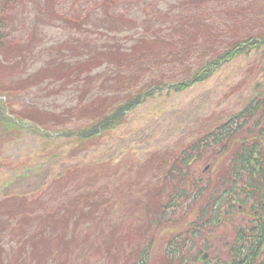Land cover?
<instances>
[{
  "label": "rangeland",
  "instance_id": "obj_1",
  "mask_svg": "<svg viewBox=\"0 0 264 264\" xmlns=\"http://www.w3.org/2000/svg\"><path fill=\"white\" fill-rule=\"evenodd\" d=\"M182 1L0 0V108L11 119L0 124V264H246L241 248L264 241V41L203 80L143 97L95 135L74 133L143 84L121 94L105 59L76 65L165 28L158 10ZM223 10L206 9L226 20L222 45L263 38L264 22ZM194 55L160 79H190ZM24 115L40 123L17 122Z\"/></svg>",
  "mask_w": 264,
  "mask_h": 264
},
{
  "label": "trees",
  "instance_id": "obj_2",
  "mask_svg": "<svg viewBox=\"0 0 264 264\" xmlns=\"http://www.w3.org/2000/svg\"><path fill=\"white\" fill-rule=\"evenodd\" d=\"M239 2L240 1L230 0H184L182 3L186 8L185 10L182 9L175 12H173L172 9L166 11L158 10V14L155 15V18H157L159 14L165 16V20H159L164 22L165 28H162L161 30L157 29L149 33L147 30L150 26L148 25L150 23V18H145L143 25L146 27L147 34L140 35L138 37L139 39H136V43L133 46L126 44L107 46V48H103L104 50L96 51L79 62L76 65L79 69L81 67H87V65L92 62V58L97 61H102L100 60V58H102L105 59L106 62H109L113 75L112 79L119 84L117 86V92H122L121 94H124L123 91L127 89V82L131 85L135 84L136 86L139 83L143 84L137 88L135 93L127 95L125 101L115 106L113 110L103 115L101 119L99 118L96 122L92 123V126L85 130L79 129V131L74 133L79 137L95 135L99 133L102 128L118 123L123 118L124 112L135 107L140 101H142L143 97L151 96L156 90H161L167 86L172 88H182L185 85L196 82L197 80H203L211 75L214 69L231 59L238 52L246 48H251L253 44L256 45L257 43L264 41V36L263 38L260 36L259 38L255 36L240 39L236 38L226 42L228 45L225 47V45H222L225 40H218L220 36L222 37V34L224 35V30L228 32L225 24L226 20L224 19L223 22L219 23L215 20L211 21V18L206 11V9L210 7L211 9L213 7L224 9L223 11L226 17H229L231 13L236 14V12L243 10L241 13L244 14V21L253 19V22H264V18H262L263 20L261 19V17H264V4L263 6L257 7L254 6V4H257V0H249L246 2L247 5L238 8L240 7L238 4ZM179 4L180 2L178 5ZM250 10L253 12L252 18L248 16V11ZM169 16H171V19ZM233 17L236 19V15H233ZM117 20H119L117 23H120L121 21H125L126 18L119 16ZM127 21L131 24L133 23L129 20ZM161 36H163V38H161ZM1 39L2 34L0 32V45L2 43ZM159 45L164 46V49H162L161 52L156 53L155 47L158 48L157 46ZM216 46H223L225 48H215ZM216 49L217 51L220 50L217 52ZM130 53H132L131 57L128 56ZM191 53L198 55L194 56L195 59H197L199 66L195 69V73L190 79L184 81L179 80L171 83V85L169 81H162L160 79L164 76L163 72L169 64L182 65L189 59ZM208 55H210L209 59L205 63H202L203 60L201 58ZM149 62L155 65L146 68L144 64L149 66ZM93 67L94 65L90 67L89 71H91ZM146 71H148L147 75L149 76L147 79L150 80L144 82L142 80V75ZM149 71L153 72L155 75L151 77ZM145 77H143V79H145ZM112 96L116 98V95ZM99 99L102 101L105 98L100 97ZM0 102L2 101L0 100ZM88 108L90 115H97V106L90 108L88 105ZM3 113L5 117L1 118L3 114L0 108V124H5V122L7 123L11 120L9 115L4 111V108ZM6 114L8 116H6ZM19 114L23 116V114ZM24 118H28V120H18L17 122L28 126L34 125V121L40 123L34 117L29 115H24ZM68 133L70 132H65V135ZM249 162L250 158L248 159V163ZM172 172H174V170L169 171L170 176H166L167 179L175 178Z\"/></svg>",
  "mask_w": 264,
  "mask_h": 264
}]
</instances>
